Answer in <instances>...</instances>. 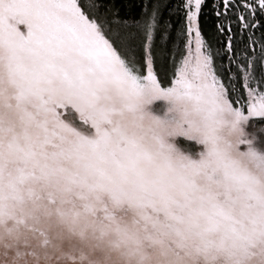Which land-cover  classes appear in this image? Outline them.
Here are the masks:
<instances>
[{
	"label": "snow or ice",
	"instance_id": "snow-or-ice-1",
	"mask_svg": "<svg viewBox=\"0 0 264 264\" xmlns=\"http://www.w3.org/2000/svg\"><path fill=\"white\" fill-rule=\"evenodd\" d=\"M133 7L0 0V264H264V0Z\"/></svg>",
	"mask_w": 264,
	"mask_h": 264
},
{
	"label": "trees",
	"instance_id": "trees-1",
	"mask_svg": "<svg viewBox=\"0 0 264 264\" xmlns=\"http://www.w3.org/2000/svg\"><path fill=\"white\" fill-rule=\"evenodd\" d=\"M135 2V0H125V8L124 11L130 15H137L139 13V8L133 7V3ZM207 14H206V18H205V23L207 25V27L209 29H211V26L214 22V15L212 13L211 8L207 9ZM168 16V12L165 11L164 12V17L167 18Z\"/></svg>",
	"mask_w": 264,
	"mask_h": 264
}]
</instances>
